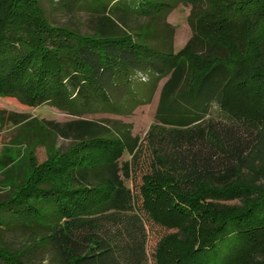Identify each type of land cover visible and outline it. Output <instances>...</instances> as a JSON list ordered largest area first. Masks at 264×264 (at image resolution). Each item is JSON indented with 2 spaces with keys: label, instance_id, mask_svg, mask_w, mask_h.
I'll return each instance as SVG.
<instances>
[{
  "label": "trees",
  "instance_id": "1",
  "mask_svg": "<svg viewBox=\"0 0 264 264\" xmlns=\"http://www.w3.org/2000/svg\"><path fill=\"white\" fill-rule=\"evenodd\" d=\"M177 1L191 5V35L173 54L158 21ZM57 3L85 5L90 32L50 23L37 0H0V95L51 102L76 117L27 123L16 137L49 149L62 137L69 146L28 164L0 199V264H42L39 252L55 264H148L146 225L167 231L153 264H247L248 250L264 239V188L244 177L246 158L264 137V0ZM144 15L150 23L129 27ZM23 33L25 48L13 53ZM248 67L244 101L256 97L251 109L230 94ZM161 79L144 145L126 128L113 134L110 125L81 117L129 113L150 100ZM122 151L130 157L119 162ZM133 175L138 183L126 185ZM215 200L244 204L226 208ZM168 240L182 248L162 258Z\"/></svg>",
  "mask_w": 264,
  "mask_h": 264
},
{
  "label": "rangeland",
  "instance_id": "2",
  "mask_svg": "<svg viewBox=\"0 0 264 264\" xmlns=\"http://www.w3.org/2000/svg\"><path fill=\"white\" fill-rule=\"evenodd\" d=\"M37 1L45 18L50 23L72 27L81 33L90 32L91 15L89 11L84 8L85 5H76L70 8V10H66L58 5L57 0ZM190 6L191 5L188 1H177L159 18L158 26L164 25L166 26V30L170 32L171 50L173 54L182 49L191 35V30L187 21ZM151 19L152 16L150 15L141 16L137 20L131 21V23L129 22V27H133L136 24L150 23ZM23 35L24 38L21 40L20 46L15 44V48L12 51L13 53L16 50L19 52V50L25 48V35L27 36V33H23ZM259 64L264 68V57L260 59ZM250 71L251 69L249 67L239 69L237 72V79L243 80V85L230 90V94L237 97V99H240V104L244 105L247 109L252 106V102L256 99L252 94L248 100L244 101L245 94H247V91L249 92L247 77L248 74H253L250 73ZM135 79L137 82H145V76L141 74H136ZM162 81L163 79L157 83V86L147 103L135 106L129 113L112 114L96 112L83 114L81 117L97 120L110 125L109 128L113 134L115 129L119 130L126 128L130 137L136 138L138 146L144 145L146 143L144 138L146 131L149 129L150 125L155 122L154 112L157 103L158 90ZM253 91L255 92L257 90L255 89ZM210 116L216 118L215 105L211 108ZM74 118L76 117L64 113L63 110L59 109L58 106L51 102L23 103L12 96L0 95V199L11 190L12 185L19 183V178L22 179L28 174L30 163L32 166L38 165L44 162L46 158L49 157L50 153H54V151H63L69 146L68 139L62 137L54 138L50 145L51 149H49L48 145L37 141L36 138L33 139L30 144H23L21 143L20 138H16L20 133H23L25 129V126L23 127V125L31 122L39 125L43 124L44 121L66 122ZM20 119L22 122L19 123ZM34 132H36V129L33 130V133ZM141 151L142 156L146 155L144 148H142ZM129 157V154L126 151H122L118 160L121 162L123 160H128ZM244 177L245 181L251 184L254 189L264 188V137L247 156L246 165L244 167ZM133 179L134 181L132 182H135V184L138 183V176L133 175L132 179L125 180L126 185L129 186L131 184L130 180ZM216 202L223 203L226 208H232L231 206L235 207L244 204L243 200L239 201V203L234 200H219ZM197 231L198 230L196 229L195 232ZM184 232L188 241L194 235L191 226H189ZM165 233H167V231L159 226L146 225L145 255L148 264H153L155 245L159 237ZM8 237L9 235H6L4 239L8 240ZM263 240L264 239L260 238L257 245H255V248L248 250L247 264H257V262L264 261V254H261V252H263ZM179 243L180 242L176 240H168L162 247V258L169 256L175 248H182V245ZM254 250L256 253H253L255 252ZM35 259L42 264H55L42 252L35 254ZM169 264H171V262Z\"/></svg>",
  "mask_w": 264,
  "mask_h": 264
}]
</instances>
